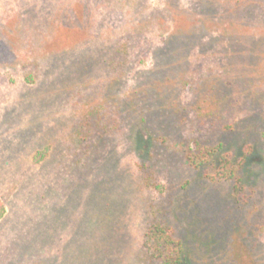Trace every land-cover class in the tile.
<instances>
[{
	"label": "rangeland",
	"instance_id": "1",
	"mask_svg": "<svg viewBox=\"0 0 264 264\" xmlns=\"http://www.w3.org/2000/svg\"><path fill=\"white\" fill-rule=\"evenodd\" d=\"M188 29L197 44L182 57L185 83L163 80V97L189 107L211 75L226 99L221 125L188 108L176 137L162 136L169 119L152 106L78 146L75 110L105 95L122 68L121 100L151 73L163 78L164 44ZM29 39L36 50L22 67L13 48L26 52ZM101 114L107 125L109 107ZM263 121L264 0H0V264H147L141 237L155 218L183 241V264H236L239 255L264 264ZM194 140L223 141L235 156L251 147L245 200L184 162L174 144ZM142 168L154 176L149 187Z\"/></svg>",
	"mask_w": 264,
	"mask_h": 264
},
{
	"label": "trees",
	"instance_id": "2",
	"mask_svg": "<svg viewBox=\"0 0 264 264\" xmlns=\"http://www.w3.org/2000/svg\"><path fill=\"white\" fill-rule=\"evenodd\" d=\"M194 31L188 29L187 31H181L176 36H171L167 43L162 48L161 56H159L160 69L158 76L163 78H156V73H151L150 80L142 81L137 88L129 89L123 98L117 97L114 92L115 85L121 82V76L113 77L108 84V90L105 95L99 96V98L93 99V102H87L82 105L81 108L75 110V114L79 116L80 122L77 125L76 137L78 146L87 144L88 142L95 140L100 136H109L120 126H127L133 122L137 109H148L155 106L159 110L161 116L164 112L167 117L168 124L160 127V133L173 135L180 132V128L184 126L187 118V109L193 110L195 116L201 121L212 122V124L221 125V121H224L223 111L225 109L223 102L226 101L219 95L218 83L211 76L200 77L199 83L196 84L195 93L198 92L200 97L197 102H192L189 107H182L174 100H167L163 97L164 90L162 86L168 81L175 87L183 86L186 77V67L183 66L181 61L184 53L193 47H196V39L194 38ZM184 40V41H183ZM29 39L26 44V52L20 46L13 48V55H15L16 62L25 67L28 62L27 51L29 49L35 52L37 41ZM23 46L25 44H22ZM202 45V44H201ZM205 46V45H204ZM202 46V47H204ZM126 51V45L121 46L115 50V54L124 53ZM38 59L37 57H32ZM168 61V63H166ZM110 67L113 66V60L107 61ZM121 67V63H120ZM118 70V69H117ZM176 70L178 73L176 75ZM120 75V74H119ZM157 76V77H158ZM173 76V78H172ZM119 77V78H118ZM27 83L32 84L35 82L36 76L32 72L25 74L24 76ZM155 80V81H154ZM164 80V81H163ZM167 82V83H168ZM153 84V85H152ZM86 87V85L84 86ZM148 88V90L144 89ZM150 106V107H149ZM110 109L111 115L108 119V124L102 123L101 112L106 109ZM163 113H161V112ZM102 115V116H101ZM119 118V119H118ZM117 119L119 122H117ZM143 122L145 121L144 118ZM174 125L171 126L172 124ZM171 126V127H170ZM261 136L264 138V121L262 122ZM230 126L221 127V132L231 131ZM166 135V136H167ZM158 140V138H155ZM162 140V138H161ZM87 142V143H86ZM166 140L163 141V143ZM178 151L184 160V162L192 169L205 170V178L211 182H227L230 187L231 197L240 203L245 200L242 191L244 190L242 169L247 158V154L251 152L249 145L245 146V149L241 156H235L231 151L226 150L223 141L216 143H208L200 140H194V144L191 147L186 142L179 141ZM173 145V146H174ZM89 149V145L86 146ZM87 154V152L83 151ZM40 156H43L42 152H36L33 156L34 160H38ZM142 178L146 187L150 186V181L154 179V176L150 175L148 170L142 168ZM5 212L4 207L0 203V218ZM141 253L144 261L147 264H183L185 259V247L183 241L177 237L172 225L161 219H152L148 221L145 226L141 237ZM234 252V250H232ZM232 252V254H233ZM235 253V252H234ZM237 253V252H236ZM238 254V253H237ZM235 255V254H234ZM141 259V258H140ZM246 259V258H245ZM236 264H256L251 256H248L246 260L242 256H237L234 260ZM23 264V263H20ZM31 264H44L42 262H34Z\"/></svg>",
	"mask_w": 264,
	"mask_h": 264
}]
</instances>
